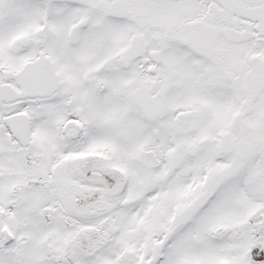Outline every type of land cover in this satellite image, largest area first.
Here are the masks:
<instances>
[{"label": "snow or ice", "instance_id": "obj_1", "mask_svg": "<svg viewBox=\"0 0 264 264\" xmlns=\"http://www.w3.org/2000/svg\"><path fill=\"white\" fill-rule=\"evenodd\" d=\"M0 264H264V0H0Z\"/></svg>", "mask_w": 264, "mask_h": 264}]
</instances>
